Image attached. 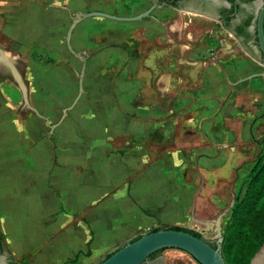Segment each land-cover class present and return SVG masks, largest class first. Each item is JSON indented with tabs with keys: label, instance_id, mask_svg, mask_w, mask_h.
Returning <instances> with one entry per match:
<instances>
[{
	"label": "crops",
	"instance_id": "0c3cea01",
	"mask_svg": "<svg viewBox=\"0 0 264 264\" xmlns=\"http://www.w3.org/2000/svg\"><path fill=\"white\" fill-rule=\"evenodd\" d=\"M76 1L80 6L85 5L87 12L103 11L119 16L138 15L152 3V0H70L69 5L74 10L77 9ZM209 1L207 8L187 6V10H182L159 6L151 16L139 20L140 25L151 27L156 35V42L150 51L154 48L166 51L156 55L153 65L148 61L151 52L148 56L144 49L136 55L137 49L127 43L130 42L131 31L141 34L139 28L131 29L129 26V23L136 21L93 16L90 17L92 20L82 22V25L89 28V21L97 29L105 28L94 33L95 39L117 44L112 47L120 49L121 55L125 53L128 59L122 68H130L131 63L134 67L147 70L150 82L152 79L154 83L150 87L156 89L161 100L178 95L180 85L186 84L184 96H180L186 101V112L176 117L171 113L169 122L155 121V134L159 141L165 127L171 132L172 129L182 133L198 130L202 139L193 147L202 157L211 150L220 149L223 136L229 134L231 143L237 142V156L242 157L244 149H248L244 150L246 152L250 150L244 143L254 139L253 132L257 131L258 124L253 119L241 122L238 115H253V102L264 98V63L255 26L257 10L253 1ZM238 4L240 10L237 15L232 14L228 24L223 22L218 9L233 13ZM188 13L202 21L215 22L214 28L202 31L188 28L194 18L185 22L181 18ZM250 16H253V20L246 33H239ZM101 31H109L111 36L98 39ZM138 34H134L138 39L145 38V35ZM71 37L77 47L83 45L76 35ZM125 43L128 49L121 46ZM72 51L77 53L76 50ZM141 53L145 55L140 57ZM169 56L175 58L168 60L171 69L159 76L161 65H158L157 59ZM81 62V66L86 68L88 62ZM4 71L5 65L0 62V74ZM251 75L254 76L240 82ZM258 111H261L260 115L264 113V109ZM96 112L98 119L95 120L96 114L93 119L96 123L103 117L110 121L114 116L110 110ZM156 115L162 116L161 112ZM58 116L60 121L55 125L58 126L56 129L64 132L67 128H64L63 120L69 114L64 110ZM93 120L89 122L90 127H93ZM83 124L82 120L70 124L67 132H71V136L63 141L34 140L29 135L27 141H15L16 146L11 147L12 151L7 152L2 148H8V141L0 146V230L8 251L18 264H99L110 252L150 232L160 222L181 225L188 220L194 226L199 225L196 217L199 212L197 187L190 184L182 186L179 184L180 176L179 179L171 176L167 170L173 169L161 166L159 162L153 165L150 173L143 171L133 179L129 187L128 183H125L126 188L122 185L121 191L116 188L113 173L82 172L78 166L83 162L91 164L96 161L91 149L103 147L102 142L93 141L91 137L83 139L82 127L86 126ZM46 125L50 126L48 123ZM28 126L31 129L36 127L33 122ZM45 126L41 128L45 129ZM235 132L236 135L232 134ZM0 136L1 140L5 138L4 135ZM54 145H58L60 151L57 163L56 157L42 155V149ZM220 157L218 155L214 160ZM161 167L167 170H161ZM209 228L204 226L206 231ZM175 251L184 252L175 248L166 249L163 252L165 264H173L171 256Z\"/></svg>",
	"mask_w": 264,
	"mask_h": 264
},
{
	"label": "rangeland",
	"instance_id": "374dc122",
	"mask_svg": "<svg viewBox=\"0 0 264 264\" xmlns=\"http://www.w3.org/2000/svg\"><path fill=\"white\" fill-rule=\"evenodd\" d=\"M58 1L0 0V49L17 68L28 98L26 101L11 69L4 64L5 71L0 74V135L5 138L1 140L0 136V146L8 141V148H2L9 152L11 147L16 146L15 141H27L29 135L33 136L34 140L63 141L71 136V132H67L71 128L70 124H77L78 120H82L83 125H86L82 127L83 139L91 137L93 141L103 143V147L91 149L97 162H83L78 166L82 172L113 173L118 186L116 188L121 191L123 186L126 188L127 183L129 187L143 171L145 174L150 173L153 165L158 162L161 166L172 168L173 171L164 167H161V170H167V173L177 176L178 179L180 176L179 184L182 186L190 184L197 187L199 212L196 217L199 225L194 226L187 220L181 225L160 222L154 228L182 226L201 232L209 240H216L217 220L220 219L224 233L231 219L234 200L236 201L237 196L245 195L250 180L247 178L248 174L264 151V113L260 115L261 111H258L264 109V98L253 102V115H238L241 122L253 119L258 124L257 131L253 132L254 139L244 143L250 150L246 152L248 149H244L246 151L243 150L242 157L237 156V142L231 143L229 132L226 134L230 137L223 136L221 148L215 150L217 152L207 151L209 153L201 155L202 157H199V151L193 147L202 139L198 130L182 133L178 129H172L171 132L165 127L159 141L155 134V121L169 122L171 113L176 117L177 114L186 112V101L180 98L184 96L186 84L180 85L176 93L178 95L161 100L156 89L150 87L154 86V83L152 79L150 82V73L147 70L134 67L131 63L130 68H122L128 59L125 53L124 56L121 55L120 49L108 47L96 51L111 42L96 40L94 33L106 29H97L96 25L89 24L92 20L90 17L80 18L82 12H87L85 5L82 7L76 1L77 9L74 10L75 8L69 5L70 0ZM193 15L188 13L181 16L184 22L194 18L188 28H199L200 31L214 28L215 22L202 21ZM87 20L89 28L82 25V22ZM139 22L141 21L129 23L131 29L139 28L141 34L131 31L130 42H127L137 49L136 55L144 49L148 52L156 42V35L152 33L154 30L151 27L145 28ZM101 32L102 34H97L98 39L111 36L109 31ZM136 33L145 35V38L138 39L134 35ZM72 35H76L79 43L83 45L77 47L73 44ZM127 43L121 46L128 49ZM218 45L215 44L216 47ZM72 49L77 53H73ZM144 55L141 53L140 57ZM83 60L88 62L86 68L81 66ZM167 64L168 61L163 66L166 70ZM64 110L69 114V117L63 120V126L67 129L59 132V129H56L58 126L55 125L60 121L58 114ZM95 110L114 112L112 121L103 117L96 123L93 120L95 114V120L98 119ZM160 112L163 119L156 115ZM91 120L94 121L93 127L89 126ZM32 122L36 126L34 129L28 126ZM42 125H46L45 129L41 128ZM234 135L233 137H236ZM57 147L58 145H54L42 149V155L56 157L55 162H59L60 151ZM218 155L221 157L214 160ZM201 159L202 162L197 163ZM204 226H210L208 231ZM259 258L258 264H264V248ZM171 259L173 264H198L186 252L175 251Z\"/></svg>",
	"mask_w": 264,
	"mask_h": 264
},
{
	"label": "water",
	"instance_id": "95a60500",
	"mask_svg": "<svg viewBox=\"0 0 264 264\" xmlns=\"http://www.w3.org/2000/svg\"><path fill=\"white\" fill-rule=\"evenodd\" d=\"M237 2L242 0H236ZM256 6V19L255 26L257 31V38L259 49L262 54L264 63V0H253ZM158 4L155 2L146 11L135 16H119L116 14L103 12V11H89L82 12L81 17L101 16L116 21H139L151 16ZM182 10H187L182 8ZM193 11V10H192ZM195 12V11H193ZM114 43H107L102 45L96 51H101L105 48L116 46ZM0 62L7 64L11 69L14 77L21 86L26 101H28L25 85L21 79L19 72L11 59L5 54L0 56ZM254 75L243 78L240 82L252 78ZM235 202V200H234ZM217 246L214 247L205 238L197 237L187 231L176 230L170 228L159 229L142 234L141 237L133 242H128L116 250L110 257L103 260L99 264H165V256H160L150 259L151 255L158 250L168 248H175L182 250L189 254L198 264H228L222 255V244L224 241L223 233L220 226V219L217 220ZM264 246V245H263ZM264 247L252 259L250 264L260 263V254ZM0 264H9V254L3 251L0 242Z\"/></svg>",
	"mask_w": 264,
	"mask_h": 264
},
{
	"label": "trees",
	"instance_id": "16d2710c",
	"mask_svg": "<svg viewBox=\"0 0 264 264\" xmlns=\"http://www.w3.org/2000/svg\"><path fill=\"white\" fill-rule=\"evenodd\" d=\"M162 1H169L170 5H176L178 0ZM229 1L233 3L236 2V0ZM252 1L253 0H242L237 3ZM236 9L237 12L240 10L239 4ZM236 9L233 12H235ZM224 13L226 14L224 21L228 24V21L232 16L231 11L224 9ZM252 20L253 16H250L245 22L242 31L239 33H246L245 30L251 24ZM247 178L250 179L247 191L244 196H237L230 222L223 233L224 241L221 251L228 264H250L252 259L264 245V151L257 158ZM168 228L187 231L197 237L204 238L201 232L191 228L182 226H170ZM159 229L160 228H154L150 232L158 231ZM140 237L141 235L133 238L130 242H133ZM207 241L210 242L209 240ZM0 242L3 251L8 252L9 254V264H18L13 255L8 251L1 230ZM212 245L216 247L217 242ZM122 246L123 245L120 247ZM116 250L110 252L103 260L110 257ZM163 250L164 249L156 251L152 254V257L161 253Z\"/></svg>",
	"mask_w": 264,
	"mask_h": 264
},
{
	"label": "flooded vegetation",
	"instance_id": "af4514ba",
	"mask_svg": "<svg viewBox=\"0 0 264 264\" xmlns=\"http://www.w3.org/2000/svg\"><path fill=\"white\" fill-rule=\"evenodd\" d=\"M157 3L158 4V6L155 8V9H157L159 6H168V7H175V8H177V9H182V8H185V7H187V6H195V7H199V6H202V7H208V5H209V3H210V1L209 0H178L177 1V4L176 5H170V3H169V1H162V0H152V3H151V5H153V3ZM237 2V1H236ZM218 12H219V14H220V16H221V19L223 20V22H224V17H225V13H224V9L222 8V9H218ZM237 9H236V11L235 12H233V13H231V15L232 14H234V16H235V14L237 15ZM231 19H232V16H231ZM227 27H228V25H227ZM120 46V45H119ZM149 53H150V49H149V51H148V56H149ZM170 58H171V60H175V58H173V57H167V58H158L157 59V61H158V65L160 64L161 65V68H160V75L159 76H161L162 74H164V71L166 70V67H164L163 68V66L165 65V62L166 61H170ZM168 61V62H169ZM174 64V63H173ZM167 65H169V64H167ZM171 66L169 65L168 66V69H171L170 68ZM203 237L205 238V239H207L204 235H203ZM217 239V238H216ZM207 240H209V239H207ZM210 241V243L211 244H214L217 240H214V241H212V240H209ZM163 252H164V250L161 252V253H159V254H157L156 256H154V257H152V255H151V257H150V259H154V258H156V257H158V256H160L161 254H163ZM181 264H184V263H181Z\"/></svg>",
	"mask_w": 264,
	"mask_h": 264
},
{
	"label": "bare ground",
	"instance_id": "6f19581e",
	"mask_svg": "<svg viewBox=\"0 0 264 264\" xmlns=\"http://www.w3.org/2000/svg\"><path fill=\"white\" fill-rule=\"evenodd\" d=\"M150 52H151V55H150V57H148V61L153 65L154 62L156 61V59H155L156 58V55L157 54H160L161 52L162 53H165L166 51H164V49L163 50H160L159 48H154ZM3 53L4 52H2V50L0 49V54L3 55Z\"/></svg>",
	"mask_w": 264,
	"mask_h": 264
}]
</instances>
